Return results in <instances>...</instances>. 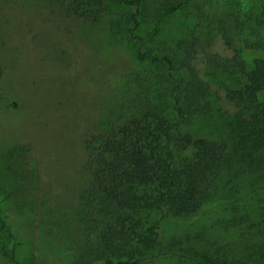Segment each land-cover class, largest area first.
I'll return each mask as SVG.
<instances>
[{
	"label": "rangeland",
	"instance_id": "374dc122",
	"mask_svg": "<svg viewBox=\"0 0 264 264\" xmlns=\"http://www.w3.org/2000/svg\"><path fill=\"white\" fill-rule=\"evenodd\" d=\"M263 4L191 0L154 28L152 42L144 39L146 48L161 50L178 43L179 51L190 54L197 79L207 85L210 105L192 127L197 136L231 145L227 121L234 108L224 98L221 67L234 48L243 47L244 36L261 29ZM119 9L112 6L113 13ZM254 36L248 38L254 42ZM136 69L143 72L144 66L135 62L133 45L113 41L105 24L67 18L62 0H0V198L20 243L19 260L70 264L81 247L78 211L92 174L86 143L111 110L123 114L119 108L130 95L126 81ZM246 190L223 195L188 221L166 220L163 239L180 240V255L148 264H203L204 255L222 246L228 258L245 262L253 253L254 229L224 232L217 222L232 207L249 209L258 219L264 196L242 202ZM4 248L0 236V264H7Z\"/></svg>",
	"mask_w": 264,
	"mask_h": 264
},
{
	"label": "trees",
	"instance_id": "16d2710c",
	"mask_svg": "<svg viewBox=\"0 0 264 264\" xmlns=\"http://www.w3.org/2000/svg\"><path fill=\"white\" fill-rule=\"evenodd\" d=\"M190 1L62 0L67 18L105 24L113 41L134 46L135 62L144 66L143 72L128 75L130 95L119 108L123 114L117 117L111 110L103 127L87 140L92 174L78 211L82 245L70 264H148L178 256L181 241L163 239L166 220L188 221L223 195H238L241 187L247 189L242 202L264 196V4L259 32L244 36L243 47L234 48L221 67L224 98L234 108L227 121V146L192 129L210 103L209 89L197 79L190 54L179 51L175 42L163 50L145 47L144 39L152 42L157 34L154 28ZM112 6L120 9L113 13ZM147 27L151 29L145 34ZM250 52L260 54L247 59ZM1 203L0 198L4 258L7 264H26L16 256L20 243ZM253 213L232 207L217 222L224 232L254 229L253 253L245 262L228 258L222 246L204 255L202 263L250 264L254 257L258 261L253 264H263L264 208L258 219Z\"/></svg>",
	"mask_w": 264,
	"mask_h": 264
}]
</instances>
